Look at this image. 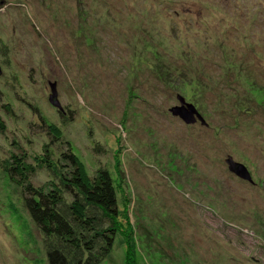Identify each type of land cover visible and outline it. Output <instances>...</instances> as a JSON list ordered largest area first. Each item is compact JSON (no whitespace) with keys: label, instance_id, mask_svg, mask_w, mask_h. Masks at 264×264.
Masks as SVG:
<instances>
[{"label":"rangeland","instance_id":"374dc122","mask_svg":"<svg viewBox=\"0 0 264 264\" xmlns=\"http://www.w3.org/2000/svg\"><path fill=\"white\" fill-rule=\"evenodd\" d=\"M0 90V160L59 139L85 176L108 172L118 218L99 264H264V0H0ZM178 97L204 124L172 116ZM0 264H47L1 169Z\"/></svg>","mask_w":264,"mask_h":264},{"label":"trees","instance_id":"16d2710c","mask_svg":"<svg viewBox=\"0 0 264 264\" xmlns=\"http://www.w3.org/2000/svg\"><path fill=\"white\" fill-rule=\"evenodd\" d=\"M5 114H11V107L4 103L0 90L1 135L6 132ZM41 124L40 129L51 136ZM58 141H51L53 153L43 145V154L32 161L13 142L0 160V169L21 188L27 216L46 241L47 264H99L110 254L117 228L113 182L103 169L85 176L69 145L62 141L58 146ZM40 171L50 173L51 178L37 186L33 179Z\"/></svg>","mask_w":264,"mask_h":264},{"label":"water","instance_id":"95a60500","mask_svg":"<svg viewBox=\"0 0 264 264\" xmlns=\"http://www.w3.org/2000/svg\"><path fill=\"white\" fill-rule=\"evenodd\" d=\"M50 92L51 95L49 97V103L53 105L54 107L58 108V103H56V96L57 92L55 91V85L50 84ZM180 102L179 107H172L170 110L172 116L177 117L179 120H181L185 124H194L198 120L201 124H204L203 119L199 116L197 110L193 108L190 104L184 103V101L181 98H177ZM227 165L228 171L237 176L241 180H245L252 184L250 175L247 173L246 168L244 165L238 164L231 160L230 158H227L224 162Z\"/></svg>","mask_w":264,"mask_h":264}]
</instances>
